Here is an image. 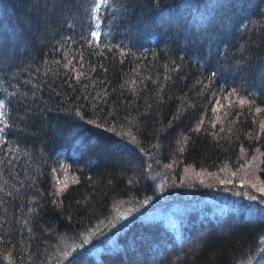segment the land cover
<instances>
[{
	"label": "trees",
	"instance_id": "trees-1",
	"mask_svg": "<svg viewBox=\"0 0 264 264\" xmlns=\"http://www.w3.org/2000/svg\"><path fill=\"white\" fill-rule=\"evenodd\" d=\"M242 155L264 186V0H0V264H264L244 210L131 218Z\"/></svg>",
	"mask_w": 264,
	"mask_h": 264
},
{
	"label": "rangeland",
	"instance_id": "rangeland-1",
	"mask_svg": "<svg viewBox=\"0 0 264 264\" xmlns=\"http://www.w3.org/2000/svg\"><path fill=\"white\" fill-rule=\"evenodd\" d=\"M247 158L250 159V161ZM247 158L242 155V165L238 164L234 166L230 163L228 164L229 166H226L224 168L226 169V171L221 172L220 174L207 173L205 175H202L210 182H216V180L220 182H228L222 183L219 189L216 188L213 192H209L206 190L209 189L208 187L206 188L204 186L198 185L197 187L184 186V188L187 189H179V191H174L172 193H161L156 197L154 201L144 203L142 211H132L133 215H131V218L144 213L145 210L147 211L152 207L159 205L160 201L178 202L180 199L184 198H190L191 200H197L200 198V201L203 202L201 205L203 207H209L210 205L208 203L210 201L212 204L217 202L221 205V209L233 208L239 211L244 210V212H248V214L252 218H254V220H264V186L260 184L257 179L260 166V157L253 156ZM71 178L73 181L69 183L74 182L75 184L74 175H72ZM243 180L247 181V183L245 184L246 187H244ZM185 181H188L187 177ZM252 185L255 192L249 190V187H251ZM172 187L173 185L170 186V188ZM210 188L212 187L210 186ZM210 193L214 195H204ZM225 194H227V196ZM217 196L218 198L221 197V200L218 201V198H216ZM190 207L191 204H188L187 209H189ZM200 208L201 207L195 208L193 210V213H197ZM169 212L171 214H167L165 216V219L171 220L172 217V221H175L174 224L178 226L181 223V218L179 216L185 212L178 209L177 205L171 206ZM119 218L120 214L116 219H114V221L117 222Z\"/></svg>",
	"mask_w": 264,
	"mask_h": 264
}]
</instances>
